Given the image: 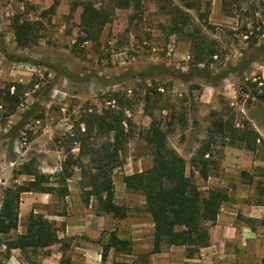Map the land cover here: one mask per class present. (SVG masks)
<instances>
[{
    "label": "rangeland",
    "instance_id": "rangeland-1",
    "mask_svg": "<svg viewBox=\"0 0 264 264\" xmlns=\"http://www.w3.org/2000/svg\"><path fill=\"white\" fill-rule=\"evenodd\" d=\"M137 1L135 7L111 11L108 0H95L111 12L110 23L95 39L84 41L81 9H72V0H58L53 8V0H0V53L6 72L0 77V180L4 182L0 196L5 188L30 180L23 174L24 166L52 177L65 167L72 174L67 202L55 195L24 194L18 228L24 229L33 210L62 215L76 210V202H89L82 185L88 182L85 173L93 172L95 165L90 156L78 158L76 128L86 112L100 114L113 105L108 101L113 93L128 105L122 165L110 173L120 205L126 207L120 190L123 177L152 166V147L145 142L152 120L165 133L166 145L186 162L187 175L192 156L211 142L204 156L209 162L208 179L193 175L201 192L220 188L233 201L240 194L249 204L264 200V191L258 193L264 190V170H258V156L264 159V150L252 153L224 146L228 140L210 134L213 122L230 117L234 128L250 127L264 134V103L251 97L255 90L264 93V61L252 64L249 72L226 74L213 87L207 75L202 80L191 66L189 43L184 35L173 34L171 26L176 6L181 13L173 16L187 20L190 28L199 27L201 35L213 41L218 58L207 72L215 78L236 67L255 38L264 42V0H228L232 5L225 13L222 0H189L192 9L181 0ZM16 19L35 25V42L29 48H18L14 42ZM16 64L28 67L11 77ZM15 94L16 102L11 98ZM110 138L100 134L90 137L89 143L97 150ZM126 192L129 202L135 203L132 209L142 212L137 206L143 197ZM64 253L66 262L72 254Z\"/></svg>",
    "mask_w": 264,
    "mask_h": 264
},
{
    "label": "trees",
    "instance_id": "trees-1",
    "mask_svg": "<svg viewBox=\"0 0 264 264\" xmlns=\"http://www.w3.org/2000/svg\"><path fill=\"white\" fill-rule=\"evenodd\" d=\"M57 1L54 0L51 8L55 7ZM108 1L112 6L111 11L128 9L139 3L137 0ZM181 1L184 2L185 8H193L189 0ZM221 5L225 13L232 4L228 0H222ZM169 7H173L172 2L169 3ZM71 8L81 9L79 26L86 35L84 41L95 39L110 23L111 12L102 6H97L95 0H72ZM164 8L165 6L162 7ZM172 11V33L185 36L189 43L191 66L195 67L196 73L202 80H204L203 76L207 75L211 86L215 87L226 74L249 72L252 64L264 61V42L258 43L255 38L250 50L242 52V60L238 63V67L229 68L227 73L211 78L207 72L208 67L214 63V57L218 58L213 41L202 36L199 27L190 28L187 20H178L177 15L173 16L175 13H181L178 7H173ZM34 26L33 22L27 20L13 21L14 42L18 48L25 49L33 45ZM256 86L257 84L254 83V87ZM7 95L9 96V92ZM251 97L264 103V93L258 94L255 90ZM11 98L16 102L17 94ZM147 99L149 100L146 97L145 100ZM108 101H113L114 104L104 109L102 113L86 112L84 118L77 124L75 141L78 144V158L90 156L95 165L93 172L85 173L88 182L82 187L88 191V196L94 198L96 213L109 214L117 220H122L126 218L128 210L125 206L114 202V187L110 173L122 165L120 156L128 136L124 111L128 105L118 98L117 93H113ZM148 116L151 118V113ZM212 125L214 130H210V134H218L223 141L228 140L223 143L224 146H237L254 152L258 147L257 141L262 142L254 129L234 128L233 117L227 120L219 119ZM100 134L110 135L111 141L108 140L95 150L89 140L90 137ZM165 137L162 129L158 125L155 126L152 120L145 136V142L152 147V166L139 173L125 175L122 181L127 190L136 192L144 198V210L154 225V251H158L162 245L181 247L185 249L187 257H193L200 249L208 246L210 228L215 225L222 205L228 201V195L224 190L212 187L203 193L193 178L196 172L202 180L208 179L209 162L204 156L209 153L211 142H207L204 150H198L192 156L189 162L191 170L187 175L186 162L175 150L166 145ZM23 169V174L29 176L30 180L5 188L0 196V245L5 247V257L9 256L11 250H19L28 264H37L34 258L38 256V252L60 243L61 240L53 223L43 214L33 211L27 217L23 232L11 237V234L18 229L21 195L41 193L63 199L69 194L67 181L72 174L66 167L61 168L60 173L54 177L32 171L27 166ZM110 248L120 253L130 252L131 249L129 241L119 239L115 233H111L107 243L102 246V261L105 260Z\"/></svg>",
    "mask_w": 264,
    "mask_h": 264
},
{
    "label": "crops",
    "instance_id": "crops-1",
    "mask_svg": "<svg viewBox=\"0 0 264 264\" xmlns=\"http://www.w3.org/2000/svg\"><path fill=\"white\" fill-rule=\"evenodd\" d=\"M1 54L0 77H3L6 74L4 72L5 60ZM24 67L28 66L13 65L10 70L11 77L22 72ZM12 88L14 87H10ZM257 133L262 142L257 141L258 147L254 152H262L264 134L259 129ZM258 170H264V159H259V156ZM0 184L4 182L0 180ZM120 185V190L123 189L122 195L124 194L126 207L130 208L125 219L117 220L112 215L96 213L95 200L91 196L87 204L76 202L74 205L77 209L68 211L67 214L53 215L48 209L41 212L58 230V238L61 242L43 249L40 254L38 252V256L34 258L37 264H262L264 259V200L258 199V203L249 204L244 194L234 196V201L228 198L220 209L215 225L210 228L208 246L200 249L195 256L187 257L185 249L181 247L162 245L158 251H154V225L144 210L143 198L139 197L140 204L137 206L142 207V212L132 209L135 203L129 202L130 194L126 192L128 190L123 181ZM68 189L70 193L69 186ZM263 191H259V195H262ZM44 195L50 196L49 194ZM23 196L24 194L20 198V211L23 206ZM69 198L71 194L64 199L67 202ZM114 202L122 204L118 202L117 188L114 190ZM33 212L39 213L36 210ZM23 230L20 226L16 233L20 234ZM111 233H115L119 239L129 241L131 249L130 252L120 253L110 248L105 260L102 261V246L107 243ZM64 242L67 244H63ZM1 247L0 264H28L19 250H11L9 256L5 257L3 256L5 247L3 245ZM64 252L72 254L66 262H62Z\"/></svg>",
    "mask_w": 264,
    "mask_h": 264
},
{
    "label": "built area",
    "instance_id": "built-area-1",
    "mask_svg": "<svg viewBox=\"0 0 264 264\" xmlns=\"http://www.w3.org/2000/svg\"><path fill=\"white\" fill-rule=\"evenodd\" d=\"M11 90H13V88Z\"/></svg>",
    "mask_w": 264,
    "mask_h": 264
}]
</instances>
